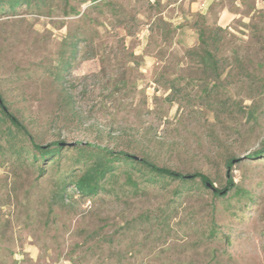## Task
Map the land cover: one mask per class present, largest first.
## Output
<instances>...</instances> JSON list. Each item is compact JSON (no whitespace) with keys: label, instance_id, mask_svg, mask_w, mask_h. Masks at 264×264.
<instances>
[{"label":"rangeland","instance_id":"rangeland-1","mask_svg":"<svg viewBox=\"0 0 264 264\" xmlns=\"http://www.w3.org/2000/svg\"><path fill=\"white\" fill-rule=\"evenodd\" d=\"M178 7L0 0V102L27 128L0 120V264H264V0ZM199 28L220 49L218 80L189 54ZM57 141L75 145L35 158ZM94 146L210 181L115 160L97 195L63 194Z\"/></svg>","mask_w":264,"mask_h":264},{"label":"trees","instance_id":"trees-1","mask_svg":"<svg viewBox=\"0 0 264 264\" xmlns=\"http://www.w3.org/2000/svg\"><path fill=\"white\" fill-rule=\"evenodd\" d=\"M9 7L11 9H15L17 5L22 3V0H8ZM199 40L200 46L199 49L190 50L189 54L191 56H196L199 59L201 66L204 69L205 73L210 74L214 79H220L225 71V65L223 58L219 57L218 44L214 40L212 43L207 39L206 32L202 28H199ZM76 45L74 46V48ZM76 50V48H75ZM75 52V51H74ZM64 68H69L71 62L65 61ZM249 76H251L250 72H247ZM2 97L0 96V101ZM0 120L6 122H11L12 125L15 126L18 133H25L26 126L25 124L12 112H10L5 104L0 102ZM54 145V146H53ZM75 145V144H71ZM63 141H57L53 144L48 145H40L38 143H34L35 149L39 154H35V158L38 159L41 163L44 160H51L52 163H57L58 160L62 157V152L66 146ZM92 150H86L81 148L82 154L85 156H89V165L80 175H76L72 177L71 180L68 181V177L65 178L64 181L61 182L60 189L64 194V191L68 184L73 185L75 192L80 194L83 197L93 196L100 193L103 189V182L107 178L108 174H113L117 164L115 160H125L132 163L133 166L138 164L142 166V168H148L149 170L155 172L157 175H164L170 178L181 179L183 182H186L188 178H200L201 182L205 185H208L210 181V177L205 173L195 172L193 174L183 175L180 171L176 169H172L168 166H161L156 164L154 161H151L147 158L140 159L131 154H126L124 151H113L110 148L94 146L91 148ZM264 151L254 152L252 155L255 157H260L259 154ZM133 157V158H132ZM232 160L228 162V166H230ZM129 179L133 181V176H129ZM155 180V179H154ZM234 184L233 180H229L227 186H225L224 190L217 189L218 193H228L231 190V185Z\"/></svg>","mask_w":264,"mask_h":264},{"label":"crops","instance_id":"crops-1","mask_svg":"<svg viewBox=\"0 0 264 264\" xmlns=\"http://www.w3.org/2000/svg\"><path fill=\"white\" fill-rule=\"evenodd\" d=\"M224 1L225 0H179V2H184L185 7H183V9L182 7H178L177 14L181 17H184V15L190 17L189 15L192 16L193 13L197 14L199 12L203 15L206 14L210 16L212 7H215L216 5ZM219 6H222V8L219 10L218 14L220 15L223 14L225 15L226 18L229 17L230 14L232 13L231 9L225 5H219Z\"/></svg>","mask_w":264,"mask_h":264}]
</instances>
